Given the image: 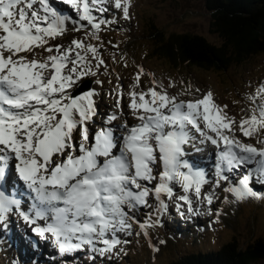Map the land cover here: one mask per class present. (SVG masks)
Here are the masks:
<instances>
[{
	"label": "snow or ice",
	"instance_id": "1",
	"mask_svg": "<svg viewBox=\"0 0 264 264\" xmlns=\"http://www.w3.org/2000/svg\"><path fill=\"white\" fill-rule=\"evenodd\" d=\"M61 4L70 5L77 17L64 14L56 0H0V225L4 229L15 214L32 233L52 239L61 255L83 249L118 254V247L127 243L118 233L131 235L135 223L148 235L150 227L161 223L151 220V212L143 222L137 215L142 207H152L150 197L155 198L156 215L166 212L165 197L175 195L173 182L184 192L176 197L180 215L185 206L187 212L194 211L193 194L199 203L212 205L218 198L215 191L202 192L209 183L207 173L185 158V146L197 139L193 130L201 144L216 147L213 189L227 184L223 190L237 200L262 195L253 190L251 181L255 174L264 182V84L250 96L251 115L237 127L236 118L225 111L227 105L216 104L211 91L196 100L179 99L155 79L147 91H137L144 75L140 66L127 105L139 122L113 124L124 112V90L118 84V112L107 115L104 126L91 134L89 125L98 115V90L77 95L68 90L74 92L84 77L99 75L102 66L107 69L102 45L73 39L64 47L49 41L64 35L69 22L72 31L84 30L90 40L99 41L102 25L113 22L104 14L115 9L130 19L132 0H61ZM38 48L48 55L38 54ZM96 83L102 85L104 80ZM237 130L256 138L261 146L245 142L235 135Z\"/></svg>",
	"mask_w": 264,
	"mask_h": 264
},
{
	"label": "rangeland",
	"instance_id": "2",
	"mask_svg": "<svg viewBox=\"0 0 264 264\" xmlns=\"http://www.w3.org/2000/svg\"><path fill=\"white\" fill-rule=\"evenodd\" d=\"M56 3L60 5L64 14L77 17V13L70 5L61 4V0H56ZM104 16L113 22L102 25L99 41L90 40L85 36L84 30L72 31L71 22L68 25L69 30L64 35L49 41L50 45L61 44L64 47H67L73 39L102 45L100 53L107 64V69L102 66L99 75L84 77L83 83L76 88L78 90L87 86V80L91 79V88H96L99 92L96 98L98 115L94 118V123L89 125L91 134L104 126L107 115L113 111L118 112L116 109L118 84L124 90L121 102L124 112L113 124L120 125L127 120L131 126L139 122L127 105L130 103L128 92L132 88L140 66L144 69V75L137 85V91H147L153 86L155 79L163 84L169 95H175L179 99L196 100L211 91L216 104L227 105L225 111L229 116L236 118L237 127L242 118L251 115L250 108L253 101L250 96L261 84H264V52L254 54L245 61L235 62L222 70L193 65L180 59L173 60L163 53V42L173 34L197 33L213 43H220V37L210 29L212 17L203 0H132L130 19H125L122 12L115 9H110ZM36 52L42 56L48 55L43 49L38 48ZM28 56L29 59L32 58L31 54ZM38 58L41 57L38 55ZM97 79L104 80V84H97ZM68 91L74 95L75 91L71 89ZM193 134L197 139L193 144L185 146L186 159L196 157L214 146L210 142L201 144L199 133L193 130ZM78 135V133L74 134L75 137ZM235 135L245 142L261 146L256 138L244 137L239 130ZM261 136L264 138V133H261ZM197 148L201 151H196ZM249 167L254 168L255 165ZM214 171L213 165L207 174L209 183L202 189L205 194L215 191L218 198L212 205L209 206L206 202L199 203L193 194L194 211L187 212L185 206L184 215H180L177 212L176 197L184 192L179 184L173 182L175 195L171 199L165 197L169 205L166 212L156 215L157 204L155 198L150 197L149 203L152 207H142L137 215V219L143 222L148 219V213L151 212V220H160L161 223L150 227L148 235H145L143 229L135 223L131 235L118 233L122 241H127L118 247V254L100 255L98 252L83 249L80 252L61 255L52 239L44 240L32 233L26 223L15 214L11 216L7 229L0 225L1 239L4 238L3 233H8L9 228L13 226L15 234L10 232L9 234L14 236L11 239L14 244L8 247V252L15 250L18 254L20 248L25 255L27 251L24 249L25 244L30 245L27 252L33 264L37 259L40 261L39 264H167L186 252L216 250L231 240L241 247L256 240L264 241V189L260 190V187H257L258 180L255 174L251 185L254 191L262 195L237 200L234 194L223 190L227 184L213 189ZM226 196L227 201H225ZM22 231L28 234L24 235ZM189 231L193 232L187 234L186 232ZM2 251L0 250V262H4L8 255L7 251L4 249ZM5 262L8 264V261ZM254 264H264V258Z\"/></svg>",
	"mask_w": 264,
	"mask_h": 264
},
{
	"label": "trees",
	"instance_id": "3",
	"mask_svg": "<svg viewBox=\"0 0 264 264\" xmlns=\"http://www.w3.org/2000/svg\"><path fill=\"white\" fill-rule=\"evenodd\" d=\"M203 1L211 13L210 29L220 37V43H213L197 33L173 34L162 44L166 56L222 70L235 62L245 61L254 54L264 52V0ZM191 232L193 231L186 233ZM12 244V240L0 238L1 251L4 249L8 252V247ZM27 251L24 255L20 249L18 254L11 250L6 254L5 261L8 264H31L32 258H29ZM263 258V240H256L245 247L231 240L216 250L186 252L167 264H254ZM5 261L0 264H7ZM39 263L37 259L35 264Z\"/></svg>",
	"mask_w": 264,
	"mask_h": 264
},
{
	"label": "bare ground",
	"instance_id": "4",
	"mask_svg": "<svg viewBox=\"0 0 264 264\" xmlns=\"http://www.w3.org/2000/svg\"><path fill=\"white\" fill-rule=\"evenodd\" d=\"M212 151H215L214 147L206 149V151L204 153L200 154L201 156L190 157V158H188V160H189V162L193 163L194 166L203 169L208 174L210 169L215 164V159L213 157ZM16 186L19 187V185H16ZM8 190L11 191V187H9ZM26 226H27V228H30L29 225L26 224ZM26 231H22L21 233L24 235H27L28 232H26Z\"/></svg>",
	"mask_w": 264,
	"mask_h": 264
},
{
	"label": "water",
	"instance_id": "5",
	"mask_svg": "<svg viewBox=\"0 0 264 264\" xmlns=\"http://www.w3.org/2000/svg\"><path fill=\"white\" fill-rule=\"evenodd\" d=\"M87 81H88V85H87V86H84V87H80L78 90H76V91L74 92V95H77V94H79L80 92H83V91H85V90L91 88V80L89 79V80H87Z\"/></svg>",
	"mask_w": 264,
	"mask_h": 264
}]
</instances>
